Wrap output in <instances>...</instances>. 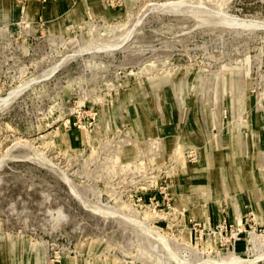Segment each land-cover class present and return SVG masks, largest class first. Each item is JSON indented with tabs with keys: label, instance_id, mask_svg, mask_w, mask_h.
<instances>
[{
	"label": "rangeland",
	"instance_id": "rangeland-1",
	"mask_svg": "<svg viewBox=\"0 0 264 264\" xmlns=\"http://www.w3.org/2000/svg\"><path fill=\"white\" fill-rule=\"evenodd\" d=\"M0 264H264V0H0Z\"/></svg>",
	"mask_w": 264,
	"mask_h": 264
}]
</instances>
